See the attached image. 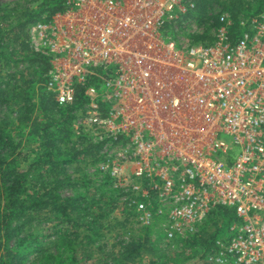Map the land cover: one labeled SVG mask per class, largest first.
I'll return each mask as SVG.
<instances>
[{
    "label": "built area",
    "instance_id": "obj_1",
    "mask_svg": "<svg viewBox=\"0 0 264 264\" xmlns=\"http://www.w3.org/2000/svg\"><path fill=\"white\" fill-rule=\"evenodd\" d=\"M45 1L27 41L116 205L168 241L228 210L205 263L264 264V0L199 41V0Z\"/></svg>",
    "mask_w": 264,
    "mask_h": 264
},
{
    "label": "rangeland",
    "instance_id": "obj_2",
    "mask_svg": "<svg viewBox=\"0 0 264 264\" xmlns=\"http://www.w3.org/2000/svg\"><path fill=\"white\" fill-rule=\"evenodd\" d=\"M223 1H208L199 13L200 19L197 25L200 34L197 35L203 36L204 40L213 35L212 24L215 25V18L219 19L220 13L227 12L233 15L228 9L226 0ZM45 4V0H0V92L8 95L1 96L0 129L10 137L11 147L9 146L6 151V154H9L8 161L17 158V167L30 164L40 166L38 171L40 173L36 176L38 179L44 173L41 166L51 156L47 155L45 141L30 133V124L20 121L24 103L18 93L23 89L24 82H28L25 88L36 103L33 113L36 116L42 115L39 109L41 96L50 93L44 87L45 71L35 60L31 46L29 52L22 51L20 43L24 40L27 42L29 22L25 26L24 33L22 28V23L25 21L24 14L40 9ZM245 15L243 12L239 18ZM16 35L19 36L17 39ZM17 145L19 148L15 152L14 148ZM79 145L80 143L76 146L79 148ZM12 151L15 153L11 154ZM96 163L81 164L76 172L72 168L67 170V173L58 171L50 179L48 178L52 180V191L55 195L77 199L79 207L76 209L70 207L66 217L61 219L56 217L50 208H43L38 215H34L31 224L20 236L4 237L0 240V243L2 242L0 264H151V262L205 264L206 253L212 247L213 241L218 235L220 237L225 235L221 229L216 233L219 227L225 230L222 225L226 224V219L222 215L210 218L199 236L191 240L176 238L168 241L166 238L152 237L149 244L153 245L155 252L148 253L141 250L134 262H126L121 256L122 246L132 239L143 241L147 239L146 236L151 237V234L148 229L136 225L129 212L116 205L118 201L114 198L115 194L111 189L104 187V178H101V170L96 168ZM10 170V166H7L6 172ZM84 175L88 177L83 179ZM68 176L72 180L70 185L67 183ZM59 180H63L64 183ZM100 183L103 187L97 188ZM93 192L96 199H99L94 204L90 202ZM86 198L88 200H85ZM113 199H115V208L111 205ZM101 213L107 215L96 220ZM63 220L65 222H62ZM64 230L68 232V244H73L71 247L61 244L63 240L59 238H63ZM134 233L137 238L132 237ZM8 250H12L11 256H8Z\"/></svg>",
    "mask_w": 264,
    "mask_h": 264
},
{
    "label": "trees",
    "instance_id": "obj_3",
    "mask_svg": "<svg viewBox=\"0 0 264 264\" xmlns=\"http://www.w3.org/2000/svg\"><path fill=\"white\" fill-rule=\"evenodd\" d=\"M208 1L210 2L211 0L198 1L200 13L202 11V7L204 8ZM223 2H225V0ZM49 3L55 5L59 3V0H52ZM226 4L228 9H230L234 15L232 16L236 22L233 26V31L235 32L237 30L239 16L243 12L246 15H250L253 12H259L262 8L263 0H226ZM253 8H255V10H252ZM37 10L38 8L31 10L28 14H24L25 21L22 23L24 33L25 26L28 22L41 18L40 14L36 12ZM217 25H219V19L215 18V26ZM196 36L198 41L204 39L203 36ZM15 37L17 39L19 36L16 35ZM20 44L22 51L29 52L31 50L28 41H21ZM33 55L36 57L35 60L38 62V65L46 71L49 67L48 59L36 53ZM26 84H28V82H24L23 89H21L18 93V96L23 101L22 103H24L22 106L24 111L19 119L22 122L30 124V133L34 137L39 139L41 138L45 141L44 143H46L47 155L50 154L49 156H51V158L48 160L46 159V162H44L41 166L44 173L43 175H40L42 177L38 179L36 176L40 173L38 172L40 166L37 167L34 164H30L27 166L17 167V158L8 161L9 154H6V151L11 143L10 137L0 129V240L4 237L11 238L12 236H20L21 233H24L27 226L31 224L34 215H38L43 208H50L51 212L55 214L56 217L61 219L66 217L70 207L75 209L79 207L77 199L63 198L60 195H55L52 191V180H48V178L50 179V177L58 171L67 173V170L72 168L73 171L76 172L79 170V165L93 164L98 161L97 148L88 142L80 141V139L74 138L75 134L71 128L74 118L72 111L77 105H81L84 98L80 96L79 100L73 106L61 108L58 106L51 93H44L42 94L39 102V109L41 110L42 115L36 116L33 113V111L35 112L36 103L33 102L32 97L28 95L27 89L25 88ZM1 93L3 95H1ZM1 96L6 97L8 95L7 93L0 92V101L2 98ZM78 143H80L79 148L76 146ZM18 148L19 145L14 148V151L16 152ZM15 152L12 151L11 154H14ZM48 165L51 166L48 167ZM7 166H10L11 170L9 172H6ZM24 167H26V170H24ZM87 177L88 176L84 175L83 179H86ZM45 178L47 181H45ZM67 179L68 185L72 184L70 176H68ZM59 181L64 183L63 180ZM84 183L86 184V182ZM104 184V187L110 189L109 181L106 178L104 180ZM99 187L102 188V184L97 186V188ZM85 200L88 199L86 198ZM90 200L93 204L95 201L99 200L96 199L95 192H93ZM111 205L115 208V199H113ZM106 215L107 214L101 213L97 216L96 220L99 217H105ZM221 215L226 219V226L229 221L234 218L233 213L224 209H220L218 214H216V217H221ZM62 222H65V220ZM220 229L221 228L219 227L216 233L220 232ZM63 232V238L59 239L63 240L61 242L63 246L69 247V238H67L68 232L67 230H64ZM132 237L137 238L135 233ZM145 238L147 239H144L143 241L140 239H132L127 244L122 246L121 256L124 257L126 262H134L136 257L140 255L141 250L148 253H152L154 251L153 245L151 244V246L149 244L151 237L146 236ZM72 245H70V247ZM211 245H213V243ZM1 246L2 242L0 243V249ZM158 252L164 253L160 251ZM7 253L8 256L13 254L12 250H8ZM151 264H153V262H151Z\"/></svg>",
    "mask_w": 264,
    "mask_h": 264
}]
</instances>
